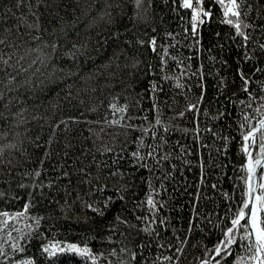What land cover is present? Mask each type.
I'll list each match as a JSON object with an SVG mask.
<instances>
[{
	"label": "trees",
	"instance_id": "16d2710c",
	"mask_svg": "<svg viewBox=\"0 0 264 264\" xmlns=\"http://www.w3.org/2000/svg\"><path fill=\"white\" fill-rule=\"evenodd\" d=\"M229 3L0 0V264L251 263L214 251L264 118V0Z\"/></svg>",
	"mask_w": 264,
	"mask_h": 264
},
{
	"label": "snow or ice",
	"instance_id": "6c2138e0",
	"mask_svg": "<svg viewBox=\"0 0 264 264\" xmlns=\"http://www.w3.org/2000/svg\"><path fill=\"white\" fill-rule=\"evenodd\" d=\"M197 3L203 4V0H197ZM214 3L224 6L225 0H214ZM183 7L186 9H192V20H193V31L196 29L195 21L201 16L208 17L211 15L210 12L204 11L203 8H193V0H183ZM238 8L237 0H230L229 5L225 6L224 15L229 14L233 16H239V12L236 11ZM203 22V21H201ZM229 24L232 21H227ZM237 31L239 32L240 24L235 25ZM247 38V37H245ZM155 45V41H152ZM7 63V61H5ZM247 83V81H245ZM194 107V106H193ZM243 127V125H241ZM260 132L262 138L259 144L260 157L253 163L252 156H248V178H247V192L246 200H242L243 207L238 208L235 218L231 220L232 227L227 228L226 231L222 230L224 239L217 242L214 251L216 257H221V255H231V247L237 244L236 233L245 232L246 237H241V240L247 238L252 243L249 244L250 248H254V254L252 259L256 264H264V183H258L254 180L256 176V168L262 166V161H264V120L259 122V127H252L246 134L243 135L244 151L248 153V142L251 141L255 144L256 134ZM259 189V192H257ZM153 202L149 200V204ZM245 210H248L247 212ZM96 211V209H94ZM7 215V213H4ZM39 223V221H37ZM235 229V232H234ZM250 229V231H249ZM254 238V239H253ZM44 252L49 256H57L60 254H75L80 257L91 259L93 253L88 247H79L74 243H69L65 247H62L59 242L50 243L48 246L44 247ZM29 264H32L30 261ZM203 264H208L204 261ZM217 264H220L217 260Z\"/></svg>",
	"mask_w": 264,
	"mask_h": 264
},
{
	"label": "rangeland",
	"instance_id": "374dc122",
	"mask_svg": "<svg viewBox=\"0 0 264 264\" xmlns=\"http://www.w3.org/2000/svg\"><path fill=\"white\" fill-rule=\"evenodd\" d=\"M193 8H197V7L193 5ZM197 20H198V19H197ZM197 20L195 21L196 23H197ZM248 148H249V151H248V153H247V157L249 156V154H251V156H252V160H253L254 163H255V161H256L257 159L261 158V157H260V156H259L258 158H254V157H253L252 152H253L254 144H253L251 141L248 142ZM245 211L247 212L248 210H245ZM53 243H56V242H53ZM60 245H61L62 247H65L67 244H62V243H60ZM79 247H82V246H79ZM252 261H253V259H252ZM252 261H251V263H252ZM251 263H250V264H251ZM16 264H20V263H16Z\"/></svg>",
	"mask_w": 264,
	"mask_h": 264
},
{
	"label": "water",
	"instance_id": "95a60500",
	"mask_svg": "<svg viewBox=\"0 0 264 264\" xmlns=\"http://www.w3.org/2000/svg\"><path fill=\"white\" fill-rule=\"evenodd\" d=\"M262 120H264V118ZM263 167H264V161H262V166H258L257 169H256V178H255V181L258 182V183H261V171H262V168ZM258 190L259 189H257V192H258ZM249 231H250V229H249ZM251 264H253V263H251Z\"/></svg>",
	"mask_w": 264,
	"mask_h": 264
},
{
	"label": "bare ground",
	"instance_id": "6f19581e",
	"mask_svg": "<svg viewBox=\"0 0 264 264\" xmlns=\"http://www.w3.org/2000/svg\"><path fill=\"white\" fill-rule=\"evenodd\" d=\"M257 127H259V124H258ZM253 163H254V161H253ZM247 167H248V160H247ZM256 169H257V168H256ZM255 178H256V176L254 177V180H255ZM258 192H259V190H258ZM252 263H253V264H256V262H255L254 260L252 261Z\"/></svg>",
	"mask_w": 264,
	"mask_h": 264
}]
</instances>
